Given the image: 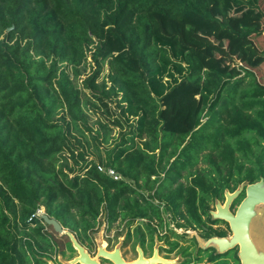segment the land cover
I'll list each match as a JSON object with an SVG mask.
<instances>
[{"label":"trees","instance_id":"trees-1","mask_svg":"<svg viewBox=\"0 0 264 264\" xmlns=\"http://www.w3.org/2000/svg\"><path fill=\"white\" fill-rule=\"evenodd\" d=\"M155 16L201 31L233 21L238 38L217 41L258 53L238 47L240 68L208 60L157 33ZM251 17L264 23V0H0V264L50 259L41 207L85 224L91 202L138 194L132 182L213 200L264 180V29ZM204 151L207 168L184 176Z\"/></svg>","mask_w":264,"mask_h":264},{"label":"flooded vegetation","instance_id":"flooded-vegetation-1","mask_svg":"<svg viewBox=\"0 0 264 264\" xmlns=\"http://www.w3.org/2000/svg\"><path fill=\"white\" fill-rule=\"evenodd\" d=\"M151 179L154 180V177ZM161 185L158 182L151 185L152 188L141 189L132 182V189L141 197L130 193L129 199L91 202L95 206L92 209L95 215L94 218L86 217L85 224L76 209L70 211L75 215L72 223L49 217L60 225L61 233L41 219L46 215L41 207V217L37 219L43 232L51 236L55 247L54 253L49 254L50 259H45L46 264H51L58 255L62 259L55 263L84 264L77 260L80 252L71 237L97 264H117L111 258L100 255V250L117 254L124 264H242L238 245L220 250L213 242L232 236L229 223L212 216L213 212H217V203L222 208L225 206L224 194L228 190H224L223 199H161L155 196ZM164 188L169 189L170 185L164 184ZM244 197L242 191L230 203V213L235 214Z\"/></svg>","mask_w":264,"mask_h":264},{"label":"rangeland","instance_id":"rangeland-1","mask_svg":"<svg viewBox=\"0 0 264 264\" xmlns=\"http://www.w3.org/2000/svg\"><path fill=\"white\" fill-rule=\"evenodd\" d=\"M197 22H202L199 18H188L183 23H174L171 21H167L163 19L160 16H155L154 19V30L157 33L163 34L167 37H172L176 42L183 46H191L194 52H198L199 54H206V58L208 60H214V61H223L227 64H233L236 67H241L242 61L241 56L243 55L242 52L238 50V47H242L246 51V58L248 61H253L256 54L258 53V50L256 49L255 45L252 43H245L244 41L240 40L239 44L236 46H230L226 45L224 41L221 43L217 41L218 36H225L227 35H233L236 38L237 32L240 31V25L235 24L233 21H223L224 27H221L217 23H212L214 26V29L210 31L209 29H205L203 31L198 29ZM244 24H255L256 28L258 29H264V23L259 21L258 18H247L243 21ZM223 31V32H222ZM192 38L194 41L201 42L204 47L200 48L196 46L195 44L189 42V39ZM210 46H215L210 49ZM89 73V70L87 71ZM168 107V105H164L163 109L167 110V116L173 111L172 104ZM166 116V117H167ZM204 119L202 120V122ZM208 151H204L200 153V156L198 157L197 164L189 169L188 172H184L183 175L187 176L188 174H194L197 173V171L201 169H206L207 165L203 162L202 158L203 155L206 154ZM181 182H185V178H182L180 180ZM257 216L254 218L253 224H252V233L255 234L258 230L260 225L264 226V206L257 207ZM101 236V234H99ZM101 252V250H100ZM99 252V254H100ZM61 256H57L56 260L53 261V264H58L55 262H59L61 260ZM49 262V261H48ZM51 263V262H49ZM51 263V264H52Z\"/></svg>","mask_w":264,"mask_h":264},{"label":"water","instance_id":"water-1","mask_svg":"<svg viewBox=\"0 0 264 264\" xmlns=\"http://www.w3.org/2000/svg\"><path fill=\"white\" fill-rule=\"evenodd\" d=\"M242 191H244L245 197L239 204L235 214H232L229 212L228 207ZM224 195L226 199L225 206L222 208L217 203V212H213L212 216L214 219L226 220L230 225L232 236L229 239L213 240V242L218 245L220 250L232 249L238 245L242 264H264V226L260 225L255 234L251 231L254 218L258 214L257 207L264 206V180L260 179L255 183L242 182L234 192L225 191ZM41 219L52 225L56 232H62L60 225L54 219L49 218L47 215H43ZM71 239L80 252L78 261L84 264H97L83 252L72 237ZM100 255L111 258L117 264H124L117 254H108L101 251Z\"/></svg>","mask_w":264,"mask_h":264},{"label":"built area","instance_id":"built-area-1","mask_svg":"<svg viewBox=\"0 0 264 264\" xmlns=\"http://www.w3.org/2000/svg\"><path fill=\"white\" fill-rule=\"evenodd\" d=\"M97 169H98L99 172L107 174L109 177L113 178L114 180H120L121 179V177L118 174H116L115 171L113 169H111V168H106V167L98 165ZM41 213H42V209L40 208L39 210H37L35 212V215L38 218H40L41 217Z\"/></svg>","mask_w":264,"mask_h":264}]
</instances>
